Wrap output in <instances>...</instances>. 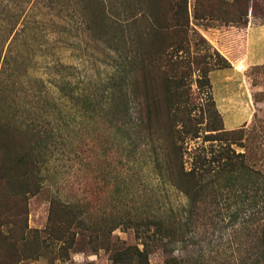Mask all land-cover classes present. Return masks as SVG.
Masks as SVG:
<instances>
[{
  "label": "rangeland",
  "instance_id": "rangeland-1",
  "mask_svg": "<svg viewBox=\"0 0 264 264\" xmlns=\"http://www.w3.org/2000/svg\"><path fill=\"white\" fill-rule=\"evenodd\" d=\"M181 2L0 0L2 122L51 120L55 143L42 161L14 159L26 154V138L0 128V264H117L114 252L144 241L149 264L171 256L184 264H264V186L251 187L245 175L233 186L226 173L209 176L189 203L169 181L161 151L173 131L193 128L199 137L185 135V159L228 144L264 174V63L238 66L243 111L233 129L209 78L216 51L229 62L250 55L242 32L264 29V0H187L188 33L174 34L175 16L185 22ZM38 13L39 32L23 30ZM51 98L54 107L45 102ZM138 111L151 115V133ZM172 215L189 223L185 240L142 238L153 228L139 220ZM78 217L97 240L75 227L71 247L54 238L61 221L69 228Z\"/></svg>",
  "mask_w": 264,
  "mask_h": 264
},
{
  "label": "trees",
  "instance_id": "trees-1",
  "mask_svg": "<svg viewBox=\"0 0 264 264\" xmlns=\"http://www.w3.org/2000/svg\"><path fill=\"white\" fill-rule=\"evenodd\" d=\"M181 10L182 15L185 16V22H180L175 16L174 18V34H187L188 32V12H187V0H182L181 2ZM174 5H177L174 4ZM175 7V6H174ZM40 8V7H36ZM177 8V9H176ZM175 14H177L178 6L175 7ZM84 11V7H83ZM34 16V15H33ZM35 17V16H34ZM28 18H31V16L28 15ZM23 30L26 28L30 29L32 32H39L40 24L44 23L43 20L40 19V14L38 13V20L34 21L33 25L31 27H27V23L30 24V21L24 20L23 22ZM116 24V22H115ZM118 24V23H117ZM118 26V25H117ZM159 25L151 26V30L155 31L157 33H163L159 32L157 27ZM161 31V30H160ZM167 33V32H165ZM243 37H245L244 32ZM237 32H235V35ZM185 39V37H184ZM177 41V40H175ZM217 59L214 60L212 63V69H218V68H226L230 66L229 60L224 57L223 55L219 54V52L216 51ZM123 58L126 60L128 59L127 54L123 56ZM171 61V60H170ZM124 71L126 72V68L124 67ZM158 71V70H157ZM165 72V70L163 69ZM40 87L43 90V93H47L48 89L47 84L45 81L39 82ZM128 86L130 87V82L128 83ZM45 88V89H44ZM33 92H29V95L34 97L35 91L31 89ZM30 91V90H29ZM45 99H43L44 101ZM55 99H47L45 100L46 103H48L49 107H54L53 103ZM32 107V106H31ZM5 110L3 106H0V111ZM137 112V110H136ZM14 114V113H13ZM15 116V115H13ZM12 116V117H13ZM3 117L0 116V128L2 126L8 127L10 129H13L14 131H17L21 133L28 143V148L26 151V154H18L15 153L11 155V157H15L14 159H24L29 158L33 159L35 155H37V159L39 161L44 160L52 151V148H54V133H53V124L51 120H35L34 118L28 119L25 121V123H17L16 120L11 122H2ZM137 121L140 124L141 127H143L146 131L150 132V118L151 115L149 113L147 114H139L137 115ZM15 119V118H14ZM182 123L187 125L191 124L192 121L190 118H184L182 120ZM233 132V130H231ZM190 135L192 138L199 137L198 131L196 129L190 128L188 132L185 131H173L171 133V142L169 144H164L161 147V151L163 154L162 161L166 164V171L167 176L171 184L176 187L180 192H182L187 198L189 203L194 204L199 200V197L202 194L203 187L209 179H207L209 176H212L210 179L211 182H213V179L216 180V176L219 177V175L226 173L227 176L224 179L225 183L229 186H233L235 184H239V180H241L242 175L246 176V179L248 180V183L253 188H260L264 186V174H260V172L257 169L250 168L248 164L246 163L245 159L243 158L244 155L242 153H235L234 150L230 149V147H227L228 144H222L221 146L216 145L214 148H210L209 151H207L205 148H203L201 151L197 152L194 151V153L190 156L189 159L184 158V141H185V135ZM150 135V134H149ZM208 138L204 139V141L214 140V136H206ZM2 138V135L0 134V140ZM147 138H151V136H148ZM217 139V138H216ZM17 143H19V140H17ZM161 159L160 157H158ZM215 176L213 177V175ZM264 201V200H263ZM74 206H77V204H71ZM79 205V204H78ZM82 215V213H81ZM143 224L149 225V229L152 227L153 231L149 233L147 230V234H143L142 238L150 239L153 242L159 241L163 244L165 240L168 241V243L172 244L174 242L183 241L186 239V230L189 228V223L187 220H183L181 217H178L176 215H172L170 217L166 218H145L142 220H139ZM62 222V227H59L58 233L54 231L55 236L54 238L61 241L63 244H65L66 241L68 242L71 247V245L74 243L76 236L78 235L77 230H75L73 227L79 229H86L87 235L89 238H94L97 240L98 236L95 233V230H91L88 226L84 224V221L81 220L79 217L73 219L70 223V227L68 228V224H65V222ZM67 225V227H65ZM85 231V230H84ZM51 234V233H50ZM67 239V240H66ZM94 240V241H95ZM167 243V244H168ZM258 243L260 249L264 253V222L261 226L260 235L258 237ZM148 242L144 241L142 243V249L133 248L131 246H127L123 248L120 251H116L111 255V258L113 262L117 264H149L145 250L147 249ZM135 257V258H134ZM134 259L136 262L134 263ZM165 264H184L183 261L176 257L171 256L165 260Z\"/></svg>",
  "mask_w": 264,
  "mask_h": 264
},
{
  "label": "crops",
  "instance_id": "crops-1",
  "mask_svg": "<svg viewBox=\"0 0 264 264\" xmlns=\"http://www.w3.org/2000/svg\"><path fill=\"white\" fill-rule=\"evenodd\" d=\"M256 28L258 27L249 26L247 32H244L246 50L250 55L247 54L244 58L231 60L229 67L213 69L209 73L213 98L218 111L224 117L226 129H233L240 124V117L243 111L237 107L238 100L242 101V99L239 96L238 90H235L234 87V84H238L237 77L240 74V69H242L238 68V66L264 63V29L256 30ZM222 46L224 47V45ZM257 46H262V48L257 50ZM251 47L254 49L252 50ZM239 90L243 93L242 87H239Z\"/></svg>",
  "mask_w": 264,
  "mask_h": 264
}]
</instances>
